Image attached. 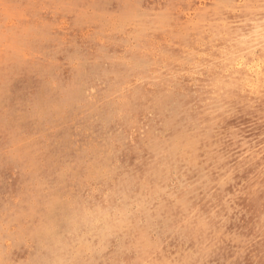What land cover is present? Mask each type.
I'll return each mask as SVG.
<instances>
[{
    "label": "rangeland",
    "instance_id": "rangeland-1",
    "mask_svg": "<svg viewBox=\"0 0 264 264\" xmlns=\"http://www.w3.org/2000/svg\"><path fill=\"white\" fill-rule=\"evenodd\" d=\"M0 264H264V0H0Z\"/></svg>",
    "mask_w": 264,
    "mask_h": 264
}]
</instances>
